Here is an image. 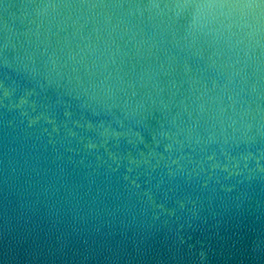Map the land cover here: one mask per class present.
Segmentation results:
<instances>
[{
  "label": "water",
  "instance_id": "water-1",
  "mask_svg": "<svg viewBox=\"0 0 264 264\" xmlns=\"http://www.w3.org/2000/svg\"><path fill=\"white\" fill-rule=\"evenodd\" d=\"M0 264H264V0H0Z\"/></svg>",
  "mask_w": 264,
  "mask_h": 264
}]
</instances>
